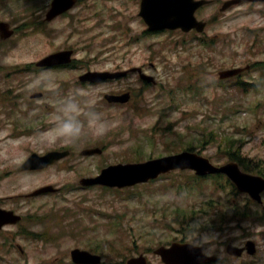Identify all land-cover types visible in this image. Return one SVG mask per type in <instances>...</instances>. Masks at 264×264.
Instances as JSON below:
<instances>
[{
	"label": "rangeland",
	"instance_id": "rangeland-1",
	"mask_svg": "<svg viewBox=\"0 0 264 264\" xmlns=\"http://www.w3.org/2000/svg\"><path fill=\"white\" fill-rule=\"evenodd\" d=\"M226 1L213 0L200 9L199 18L209 22L205 34L183 36L146 32L139 16L140 0H80L71 16L47 23L49 34L46 29L36 34L25 24L44 18L51 0H0V21L19 27L12 38L0 40V97L13 99L12 105L0 102V199L3 208L27 216L21 225L0 232V264H72L70 252L75 248L99 253L104 264H122L140 254L151 264H163L154 249L183 238L173 224L176 210H200L205 201H213L211 211L219 215L231 203H245L246 197L229 186L216 188L222 180L198 184L192 172L172 173L124 190L80 186L82 178L96 177L109 165L144 162L188 147L216 165L226 164L229 151L224 137L234 138L252 168L264 167V73L257 67L264 63V4L230 5L220 12ZM184 39L186 46L179 43ZM205 39L214 40L215 48L204 45ZM68 48L75 50L77 61L85 58L89 64L5 77L14 67L24 68ZM89 65L100 71L144 67L158 84L145 88L132 75L117 84L83 87L78 77ZM248 65L252 70L241 80L258 85L257 90L219 85V71ZM190 74L204 79L201 86L217 87L194 94L200 86L191 83ZM182 77L188 93L176 90ZM40 88L49 93L48 98L29 106L30 95ZM123 88L138 90L141 97L131 107L106 105L104 92ZM77 89L84 91L77 95ZM172 89L177 91L175 100ZM69 95L82 108L78 117L85 121L82 132L69 142L58 138L49 143L50 136L43 133L53 128L57 109ZM90 96L95 98L91 107L106 122L101 134L87 127L83 114L90 107L86 103ZM27 128L33 130L24 133ZM95 146L104 148V153L80 154ZM61 147L71 151L62 162L45 170L19 169L31 154L65 150L56 149ZM48 186L60 193L29 196ZM23 229L30 235H21ZM188 236V242L210 245L209 252L223 259L228 243L244 247L253 241L257 254L233 258L230 264H264V222L254 218L235 222L223 232L203 229L195 234L196 240L194 234Z\"/></svg>",
	"mask_w": 264,
	"mask_h": 264
},
{
	"label": "water",
	"instance_id": "water-1",
	"mask_svg": "<svg viewBox=\"0 0 264 264\" xmlns=\"http://www.w3.org/2000/svg\"><path fill=\"white\" fill-rule=\"evenodd\" d=\"M243 0L229 1L225 4L224 9L233 3H238ZM76 3V0H54L52 9L47 15V20L54 19L59 14L71 9ZM204 2H195L194 0H142L140 15L149 25L150 30L162 29H177L182 28L189 31L196 28L202 31L205 28V23L197 21L194 16L195 10ZM14 30L10 29L8 23H0V35L2 39L11 37ZM72 51L59 52L41 60L37 65L41 67L55 66L59 64H68L71 62ZM241 69L226 71L221 73L222 77L233 76L240 73ZM126 74V73H120ZM120 74L110 73H92L89 72L81 77V80H90L92 82H100L108 78L121 76ZM41 94H36L34 97H39ZM113 100V98H110ZM119 101H128L129 95H124ZM102 153L101 149H86L82 155H92ZM68 152H52L45 157L33 155L20 170L24 169H41L53 164L56 160L67 156ZM176 169H193L198 175H207L215 173H224L237 185L239 191L248 192L251 196L261 202L260 192L264 190V179L253 177L243 173L237 164L231 163L226 166L217 167L213 165L208 158L199 156L198 154L189 151L182 152L177 155L164 157L161 159L150 160L145 163L136 164H118L112 165L102 171L96 178L83 179L81 183L88 185H105L109 187H130L139 183L148 182L151 179L158 178L161 174L170 172ZM54 191L48 187L35 192L33 195H38L45 192ZM21 218L15 216L12 212L0 210V227L6 223H16ZM204 247H197L193 244L174 243L171 248L161 247L156 253L162 257L166 264H203L208 261L204 254ZM235 255H241V250L234 247H229ZM249 252L255 253L253 243H249ZM72 257L77 263L99 264L101 257L93 255L87 251L76 249L72 251ZM127 264H148L144 255L130 259Z\"/></svg>",
	"mask_w": 264,
	"mask_h": 264
},
{
	"label": "clouds",
	"instance_id": "clouds-1",
	"mask_svg": "<svg viewBox=\"0 0 264 264\" xmlns=\"http://www.w3.org/2000/svg\"><path fill=\"white\" fill-rule=\"evenodd\" d=\"M84 90L77 89L76 94L80 95ZM95 102L94 97H89L86 103L90 106L83 114L86 119L87 127L93 131L94 134H101L106 130V122L103 119V114L96 111L91 105ZM82 112L80 104L71 98H64V101L57 109L55 116L56 123L53 128L48 129L43 135L50 136L49 143L55 142L56 139H62L64 142H69L79 137L84 127L85 121L79 119Z\"/></svg>",
	"mask_w": 264,
	"mask_h": 264
},
{
	"label": "trees",
	"instance_id": "trees-1",
	"mask_svg": "<svg viewBox=\"0 0 264 264\" xmlns=\"http://www.w3.org/2000/svg\"><path fill=\"white\" fill-rule=\"evenodd\" d=\"M224 142L225 144L227 145L226 147L228 148L227 150L229 151V156L232 158V159H235L237 160L240 165L247 171H255L256 173H264V167L263 166H260V167H254L252 168L248 161H246V159L244 158H241V155H240V151H239V148H236L235 145H234V138H224ZM256 163H254L255 165ZM253 165V166H254ZM217 179L219 178H223V176H216ZM229 185H231L230 182H227ZM208 209V208H206ZM234 209H236V214L234 215V218L236 220H238L239 223H241V221H245L246 219H249L251 218V214L249 212V208L248 207H244V208H241L240 206H234ZM196 216V214H192V213H188L186 210L182 211L181 213L178 214L177 217L174 218V221L176 222V224L181 228V232L184 233L182 234L183 237L185 238V236H187V234H189L190 236L192 234H194V232H196L197 229H199L201 226L205 225L207 226L208 228H212V230H215V231H218L220 230V232L224 231V228L227 224L226 222V217L225 215L223 214H219L217 216V219H213L212 217L210 218L209 221H204V223H201L200 221L198 220H194V217ZM261 220H264V217L261 219ZM187 231V232H185ZM188 239H190V237H186ZM185 238V239H186ZM196 236H193V239H195Z\"/></svg>",
	"mask_w": 264,
	"mask_h": 264
},
{
	"label": "flooded vegetation",
	"instance_id": "flooded-vegetation-1",
	"mask_svg": "<svg viewBox=\"0 0 264 264\" xmlns=\"http://www.w3.org/2000/svg\"><path fill=\"white\" fill-rule=\"evenodd\" d=\"M59 18V17H58ZM57 18V19H58ZM51 69H53V70H51ZM60 69H64V67H57V68H47V69H43L42 68V70L43 71H55V70H60ZM116 71H118V70H120V68H116L115 69ZM119 80H113V81H108V82H106V83H110V82H118ZM40 89H43V88H40ZM39 90V89H38ZM125 91H123V92H119V91H115V92H111V93H113V94H121V93H124ZM33 93H40V94H42V97L41 98H38V99H30L29 98V100H28V105L29 106H31V102H38V101H41V100H43V99H47L48 98V96H49V93L46 91V90H39V91H35V92H33ZM32 93V94H33ZM30 101V102H29ZM72 148V147H71ZM229 244V243H228ZM199 245H205V244H199ZM206 246V250H205V252L208 254V252H209V249H210V245H205ZM209 255H214V254H211L210 252H209Z\"/></svg>",
	"mask_w": 264,
	"mask_h": 264
}]
</instances>
